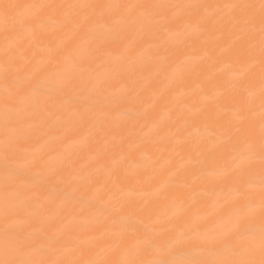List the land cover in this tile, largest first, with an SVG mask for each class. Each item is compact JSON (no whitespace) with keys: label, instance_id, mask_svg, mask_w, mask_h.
I'll use <instances>...</instances> for the list:
<instances>
[{"label":"bare ground","instance_id":"1","mask_svg":"<svg viewBox=\"0 0 264 264\" xmlns=\"http://www.w3.org/2000/svg\"><path fill=\"white\" fill-rule=\"evenodd\" d=\"M262 0H0V262L261 264Z\"/></svg>","mask_w":264,"mask_h":264},{"label":"snow or ice","instance_id":"2","mask_svg":"<svg viewBox=\"0 0 264 264\" xmlns=\"http://www.w3.org/2000/svg\"><path fill=\"white\" fill-rule=\"evenodd\" d=\"M262 8H264V0H262ZM261 249L262 251H264V232H262L261 234ZM0 264H7V262H0ZM156 264H168L167 261H158L156 262ZM188 264H204V262L201 261H190L188 262ZM209 264H211V262H209ZM225 264H227V262H225ZM261 264H264V261L261 262Z\"/></svg>","mask_w":264,"mask_h":264}]
</instances>
